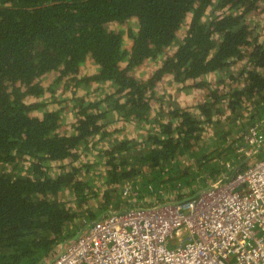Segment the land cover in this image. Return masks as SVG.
Returning <instances> with one entry per match:
<instances>
[{"label": "trees", "instance_id": "16d2710c", "mask_svg": "<svg viewBox=\"0 0 264 264\" xmlns=\"http://www.w3.org/2000/svg\"><path fill=\"white\" fill-rule=\"evenodd\" d=\"M260 119L264 0H0V264H43L119 202L197 196L264 156L239 150Z\"/></svg>", "mask_w": 264, "mask_h": 264}, {"label": "built area", "instance_id": "2783aa9c", "mask_svg": "<svg viewBox=\"0 0 264 264\" xmlns=\"http://www.w3.org/2000/svg\"><path fill=\"white\" fill-rule=\"evenodd\" d=\"M243 141L264 149L263 119ZM43 264H264V156L193 198L109 212Z\"/></svg>", "mask_w": 264, "mask_h": 264}, {"label": "rangeland", "instance_id": "374dc122", "mask_svg": "<svg viewBox=\"0 0 264 264\" xmlns=\"http://www.w3.org/2000/svg\"><path fill=\"white\" fill-rule=\"evenodd\" d=\"M211 10H212V8H211ZM208 13H210V10H209V12ZM134 22L133 21H130V22H128L126 25H124V24H122V27H118V24L117 23H114V22H111V24H107V26L109 27H112V29H115V30H117V29H120L122 32H123V34L126 36V34H127V29L128 28H132V29H134ZM254 34H255V32H254ZM155 68V64L151 61V60H146V61H144L141 65H139L137 68H136V72L140 75V77H144V78H147V77H149L152 73H153V69ZM92 66H89V67H87L86 68V70L87 71H92ZM221 73V75L224 73L223 71L222 72H220ZM209 77H212V74H209ZM220 78H215V79H212V80H210V81H208V85H210V86H212V87H216V88H220V86L223 84V83H221L220 84ZM159 85L160 86H158V90H157V94H158V96H161V97H165V96H168V95H170V96H172V98H173V96L175 97V96H178V97H180L181 96V93H177L176 91H177V87H174V86H172L171 85V83L170 82H166V80H162V81H160L159 82ZM83 90H81L80 92L81 93H83L82 92ZM194 94H196V95H200V93L197 91V90H193L192 91ZM190 93H191V91L188 93V95H190ZM184 94H186V93H183L182 95L183 96H185ZM160 100V99H159ZM160 101H164V99L163 100H160ZM68 105L66 106V108H65V110H68L70 107L69 106H71L69 103H67ZM222 107H224V105L222 106ZM68 112H70V109L68 110ZM67 115H68V119L70 118V117H72V115H73V113H67ZM147 132V131H146ZM144 133H145V130H144ZM128 135H130L131 137L130 138H136V140H138V141H141L140 139H138L139 137H141V136H139L138 134H137V132H136V130L134 129V128H130V130L128 131ZM253 159H256V157H254V156H250L249 158H247V162L248 161H251V160H253ZM246 162V163H247ZM228 177H227V175H223L222 177H220V178H218V179H215V180H213V181H211L210 183H216V182H223L224 180H226ZM209 183V184H210ZM121 185H115L114 186V189H110L109 187H108V191H110L112 194H115L116 196L118 195L119 197H125V196H127V195H123V192L124 193H126L125 191H128V187H127V189H122L121 190ZM132 192H130V194H129V196H127L128 198L130 197V198H133V199H136V197L138 196V198L142 195V197H140V198H147V199H150V200H152V199H154L153 197L152 198H150L152 195H149V194H143V193H141V192H133V189L131 190ZM143 192V191H142ZM136 196H135V195ZM167 194V193H166ZM112 197H114L113 195H112ZM115 198V197H114ZM125 199H123L122 201H124ZM128 201V200H127ZM110 203V206H109V208L110 207H113L112 206V204H113V202H111V201H109V200H105L104 202H103V204H109ZM157 204H162V203H157ZM157 204H155V205H157ZM138 206V205H137ZM140 206H143V207H149V206H151L150 205V203L149 204H143V205H140ZM120 209V208H125V209H127V208H129V206H127L126 205V203L124 204V202H119V204H118V206L117 207H113V208H111L112 209V211H117V212H123V211H125V210H115V209ZM107 213H109V212H106V213H104L103 215H105V214H107ZM102 215V216H103ZM169 246L171 245V242H168L167 243Z\"/></svg>", "mask_w": 264, "mask_h": 264}, {"label": "clouds", "instance_id": "9594fccd", "mask_svg": "<svg viewBox=\"0 0 264 264\" xmlns=\"http://www.w3.org/2000/svg\"><path fill=\"white\" fill-rule=\"evenodd\" d=\"M64 247V246H63ZM62 249V248H61ZM47 259V258H46ZM46 259H44V261L46 260Z\"/></svg>", "mask_w": 264, "mask_h": 264}, {"label": "water", "instance_id": "95a60500", "mask_svg": "<svg viewBox=\"0 0 264 264\" xmlns=\"http://www.w3.org/2000/svg\"><path fill=\"white\" fill-rule=\"evenodd\" d=\"M93 223V222H92ZM44 263V262H43Z\"/></svg>", "mask_w": 264, "mask_h": 264}]
</instances>
